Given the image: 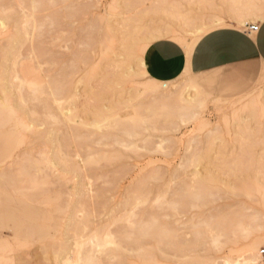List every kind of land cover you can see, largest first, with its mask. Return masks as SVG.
I'll return each instance as SVG.
<instances>
[{
	"label": "rangeland",
	"instance_id": "rangeland-1",
	"mask_svg": "<svg viewBox=\"0 0 264 264\" xmlns=\"http://www.w3.org/2000/svg\"><path fill=\"white\" fill-rule=\"evenodd\" d=\"M263 17L264 0H0V264H264V67L159 83L142 62Z\"/></svg>",
	"mask_w": 264,
	"mask_h": 264
},
{
	"label": "crops",
	"instance_id": "crops-1",
	"mask_svg": "<svg viewBox=\"0 0 264 264\" xmlns=\"http://www.w3.org/2000/svg\"><path fill=\"white\" fill-rule=\"evenodd\" d=\"M249 25H257L258 30L249 31ZM142 62L145 74L159 83H170L183 74L210 75L240 64L257 63L264 67V17L243 26L211 29L189 53L172 39H157L143 52Z\"/></svg>",
	"mask_w": 264,
	"mask_h": 264
},
{
	"label": "bare ground",
	"instance_id": "bare-ground-1",
	"mask_svg": "<svg viewBox=\"0 0 264 264\" xmlns=\"http://www.w3.org/2000/svg\"><path fill=\"white\" fill-rule=\"evenodd\" d=\"M38 4V3H37ZM131 4V3H130ZM44 9V8H43ZM245 13H249V12H245ZM169 33H171V34H169ZM173 34V32H168L167 33V35H171V37H173V38H175V39H179V37L178 36H175V35H172ZM35 42V41H34ZM37 43V42H36ZM187 46V45H186ZM34 47V46H33ZM34 49V48H33ZM41 54V53H40ZM145 90H147L148 92H156V91H158L156 88H154V87H149V88H146ZM158 93H160V92H158ZM159 98H161V99H163V98H166V95L165 94H163V93H161L160 94V96H159ZM164 100V99H163ZM115 139V138H114ZM210 211V210H209ZM211 214V213H210ZM210 216V215H209ZM136 246V245H135Z\"/></svg>",
	"mask_w": 264,
	"mask_h": 264
},
{
	"label": "built area",
	"instance_id": "built-area-1",
	"mask_svg": "<svg viewBox=\"0 0 264 264\" xmlns=\"http://www.w3.org/2000/svg\"><path fill=\"white\" fill-rule=\"evenodd\" d=\"M248 30L251 32H255L258 30V26L257 25H249ZM260 254H264V251H260Z\"/></svg>",
	"mask_w": 264,
	"mask_h": 264
}]
</instances>
